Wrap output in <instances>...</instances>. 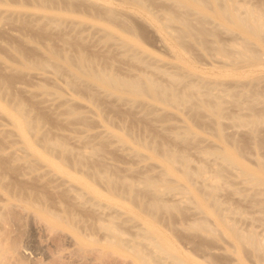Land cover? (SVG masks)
<instances>
[{
  "label": "rangeland",
  "instance_id": "obj_1",
  "mask_svg": "<svg viewBox=\"0 0 264 264\" xmlns=\"http://www.w3.org/2000/svg\"><path fill=\"white\" fill-rule=\"evenodd\" d=\"M235 1L243 8L264 13V0ZM142 3L143 7L137 8L118 0H0V10L11 11L6 16L0 13V80H3L0 84V130L9 126L1 113L4 110L2 104L17 99L26 108L28 117L40 121L41 129L52 137H63L73 152L95 158L101 156V162L109 170L134 180L141 191L144 187L140 180L144 176L153 180L155 196L163 202L176 203L177 208L160 214L159 219L150 224L160 227L182 255L173 259L170 248L163 252L149 238L142 236L140 229L148 224L139 215L131 194L122 193V197L112 203L108 196V200L104 199L109 202L104 209L105 215L100 217L96 203L78 206L74 198L57 193L55 198L48 194L49 199L72 204V211L80 217L85 242H95L107 232L99 226L98 218H101L102 222L113 225L108 230L109 240L122 241L124 248L137 243L145 259L136 260L111 242L106 245L107 252L103 256L96 251L86 257L75 255L77 238L69 235L72 233L64 231L54 235L43 224H35L33 230L22 227L18 235L20 247L36 258L35 262L26 264H264L249 247L235 246L224 227H217L216 235L207 232L201 235L186 227L187 223L198 220L217 226L216 215L200 212L189 197L191 194L181 184L173 185L171 176L162 175L168 168L160 156L166 149L187 155L190 167L210 178L216 198L228 209L225 210V223L243 230L252 229L264 236V212L253 203V191L260 185L244 180L240 171L242 166L224 161L217 154L221 147L236 142L240 147L239 158L259 174L258 166L264 163L263 121L258 123L257 131L252 135L244 125H234L231 119L224 117L219 120L223 134L219 139L214 119L204 110L167 106L147 97L143 103L132 105L86 80L73 79L63 62H54L46 55L47 47L67 53L83 52L93 65L123 76L145 71L164 83L175 77L179 89H185L186 82L195 78V75H186L185 71L194 67L195 73L207 80L231 84L220 92L225 101L223 111L227 115L252 116L246 109L249 100L239 92L243 82L255 75L259 77L258 90L264 93V55L261 64L251 70L246 60H238L234 54H228L227 49L215 52L190 38L176 45L168 39L161 41L157 38L158 28L144 19L157 17L164 10L173 8L172 2L142 0ZM103 5L123 12L126 17L108 22L102 15ZM43 14L50 19L40 18ZM207 26L213 30V35L206 36L207 41L220 40L226 48L231 39L239 40L242 36L233 24L225 21L215 19ZM121 40H134L139 44L141 57L150 61L151 66L131 56ZM42 60L49 63L43 69L36 66V62ZM54 68L59 69L58 74L54 73ZM90 95L94 96V101ZM64 100L84 111L87 126L73 119L62 103ZM146 105L160 116L145 114L143 107ZM254 108L256 112L264 113V99L256 102ZM184 126L192 130L187 140L173 132ZM14 138L11 133L0 132L3 151L12 154L10 145L15 143ZM141 141L154 144L156 152L148 151ZM36 145L41 148L39 143ZM19 153L22 152L17 151ZM3 167L6 169L7 164ZM177 168L178 164L174 162L173 169ZM260 171L264 175V169ZM55 208L59 206L55 205ZM115 226L120 232L115 233Z\"/></svg>",
  "mask_w": 264,
  "mask_h": 264
},
{
  "label": "bare ground",
  "instance_id": "obj_2",
  "mask_svg": "<svg viewBox=\"0 0 264 264\" xmlns=\"http://www.w3.org/2000/svg\"><path fill=\"white\" fill-rule=\"evenodd\" d=\"M118 1L127 6L143 7L142 0ZM171 2L173 8L164 10L157 17H145L144 19L149 25L158 28L157 38L161 41L168 39L173 45H176L180 44L182 40L190 38L215 52H224L227 49L226 52L234 54L238 60H246L250 64L251 70L261 64L260 59L264 55V13L250 10L247 7L243 8L242 4L235 0H171ZM102 8V15L108 22L126 17L123 12L111 6L103 5ZM177 8H180L182 12ZM2 10L0 13H3V16L11 12L9 9ZM43 15H39V17L50 19L49 16ZM215 19L233 24L242 33L240 39H231L227 48L220 40L207 41L206 36L213 35V30L207 25ZM122 44L131 56L137 57L147 66H151L150 61L141 57L140 46L134 40H125L122 41ZM45 51L47 57L52 61L63 62L73 79L86 80L103 88L108 93L124 98L132 105L143 103V99L147 97L167 106L204 110L214 119L219 139L223 138L219 120L224 117L231 119L234 125H244L252 135L256 133L258 123L264 122V113L256 112L254 108L256 102L264 99V93H261L257 87L259 77L255 75H250L247 82H243V89L239 92L249 100L246 109L251 111L252 116L227 115L223 111L225 101L220 92L229 88L231 84L207 80L196 74L194 67L185 71L186 75H195V78L186 82L185 89H179L175 77H172L171 82L164 83V81L155 80L145 71L123 76L109 69L93 65L83 52L67 53L50 47H47ZM176 56L181 57L179 54ZM48 64L47 60L36 62V66L41 69ZM54 73L58 74L59 69L54 68ZM2 81L0 80V84ZM70 85L74 86V83L71 82ZM90 99L91 101L95 100L93 95H90ZM62 103L69 109L76 122L87 126L88 118L82 109L72 106L67 100ZM2 107L4 110L1 113L7 118L11 128L7 126L0 132L11 133L15 137L13 139L15 143L10 145L12 154L3 151L0 147V264L35 262L36 258H33V255L29 256V250L20 247L18 239L22 227L33 230L35 224H43L54 235L64 231L72 233L69 235L77 238L75 240L76 248L73 250L75 255L86 257V254L96 251L103 256L107 252L106 245L111 242L118 249L129 252L136 260L143 261L145 259V255L137 243L134 242L124 248L122 241L116 238L109 240L108 230L112 229L113 225L102 222L101 218H98L99 226L107 232L95 242H85L82 239L85 234L82 231L80 217L72 211V204L62 203L61 199L54 200L51 197V200L49 199L48 194H52V197L55 198L58 197L57 193L74 198L78 206L96 203L100 217L105 215L104 209L109 203L104 202V199L110 198L112 203L117 202V199L122 197V193L131 194V200L137 205L139 215H142L148 224L140 229L143 233L142 236L149 238L151 243L163 252H168V248H170L169 254L173 259L181 257L180 249L176 244L169 242L162 229L150 224L152 220L159 219L160 214L177 208L176 203H166L155 196L156 187L152 185L153 180L144 176L140 180L144 187V190L141 191V188L135 185L134 180L109 170L101 162V156L95 158L82 152L75 153L68 148L63 137H52L41 129L40 121L28 117L26 108L19 100L12 99L9 103L2 104ZM143 108L145 114L151 113L154 116H160V113L151 109L150 106L146 105ZM109 132L116 135L113 131ZM173 132L176 136L187 140L192 130L184 126L181 129H174ZM117 137L120 136L117 135ZM37 142L41 148L37 147ZM141 142L148 151L156 152L154 144ZM17 151L22 153L17 154ZM217 154L224 161L242 166L240 171L244 180L260 185L253 191V203L264 212V175L260 171L264 169V163L259 164V174H255V171L239 158L240 147L236 142L221 147ZM160 156L168 168V170H163L162 175L171 176L172 178L169 177V179L173 181V185L181 184L182 188L191 194L189 197L194 200L200 212L207 211L216 215L217 226L204 220H198L187 223L186 227L201 235L206 232L216 235L217 227H224L235 246L249 247L251 253L253 252L258 259L264 262V236L258 235L252 229L243 230L225 223V210L228 209L222 207L216 198L215 186L210 182V178L201 171L192 169L188 163V156L183 153L171 152L166 149L162 150ZM174 162L178 164L177 169H173ZM4 164H7L6 169L3 167ZM169 169L171 170L169 171ZM9 173H11L10 179H7ZM194 178H197L196 182H193ZM32 181H36V183ZM176 196L179 197V194ZM185 198L187 197L185 196ZM55 205H58L59 208H55ZM115 228V233L120 232L116 226ZM26 258L27 261H25Z\"/></svg>",
  "mask_w": 264,
  "mask_h": 264
}]
</instances>
